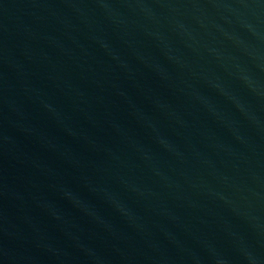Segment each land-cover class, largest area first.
<instances>
[{"label": "water", "instance_id": "water-1", "mask_svg": "<svg viewBox=\"0 0 264 264\" xmlns=\"http://www.w3.org/2000/svg\"><path fill=\"white\" fill-rule=\"evenodd\" d=\"M0 264H264V0H0Z\"/></svg>", "mask_w": 264, "mask_h": 264}]
</instances>
